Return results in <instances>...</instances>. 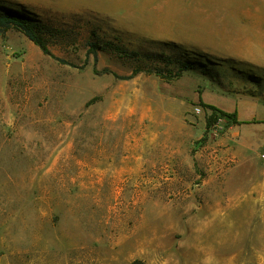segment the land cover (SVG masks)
I'll list each match as a JSON object with an SVG mask.
<instances>
[{
  "label": "rangeland",
  "instance_id": "obj_1",
  "mask_svg": "<svg viewBox=\"0 0 264 264\" xmlns=\"http://www.w3.org/2000/svg\"><path fill=\"white\" fill-rule=\"evenodd\" d=\"M5 8L77 67L0 33V264H264V51L240 57L264 0ZM92 44L97 70L141 72L95 75ZM200 100L238 122L207 126Z\"/></svg>",
  "mask_w": 264,
  "mask_h": 264
},
{
  "label": "trees",
  "instance_id": "obj_2",
  "mask_svg": "<svg viewBox=\"0 0 264 264\" xmlns=\"http://www.w3.org/2000/svg\"><path fill=\"white\" fill-rule=\"evenodd\" d=\"M46 27L42 25L40 22H37L34 18L30 16L20 13L17 10H13L11 8H5L2 12H0V33L2 36L10 29H17L23 32V34L32 41L44 55L51 57L52 59L58 61L61 64H67L71 67H77L75 64L66 61L65 59L59 58L55 56L48 47L47 40L42 33V29ZM102 46L99 44H92L91 52L93 53V73L95 75H108L120 80H128L133 78L136 74L141 72L140 69H134L130 75H119L115 71L104 68L101 70H97L95 64L97 62V49L101 48ZM186 65L183 66L179 71L174 73H166L159 69H147L145 70L146 73H153L157 76H160L165 79H171L179 77L182 73L183 69H186ZM93 101V100H92ZM200 103L204 110H208L207 118H206V125L211 126L215 124L220 117H228L229 119L233 120V122H238L237 120V113L236 111L232 113H228L226 111L220 110L216 106L208 104L200 100Z\"/></svg>",
  "mask_w": 264,
  "mask_h": 264
},
{
  "label": "crops",
  "instance_id": "obj_3",
  "mask_svg": "<svg viewBox=\"0 0 264 264\" xmlns=\"http://www.w3.org/2000/svg\"><path fill=\"white\" fill-rule=\"evenodd\" d=\"M250 26L252 29L249 31L253 35H262L264 36V22H247V24H240L241 27H246ZM238 22H217V35L223 36L222 39L217 41V43H222L223 49L231 50L230 47V40H226L228 35H232L237 33V27H238ZM243 33H246L243 31ZM247 47L245 49L246 55H241L240 57L243 58H253L254 55L251 54L254 51H264V41L258 39H248L247 40Z\"/></svg>",
  "mask_w": 264,
  "mask_h": 264
},
{
  "label": "built area",
  "instance_id": "obj_4",
  "mask_svg": "<svg viewBox=\"0 0 264 264\" xmlns=\"http://www.w3.org/2000/svg\"><path fill=\"white\" fill-rule=\"evenodd\" d=\"M197 112H200V109L199 108H197V110H196Z\"/></svg>",
  "mask_w": 264,
  "mask_h": 264
}]
</instances>
